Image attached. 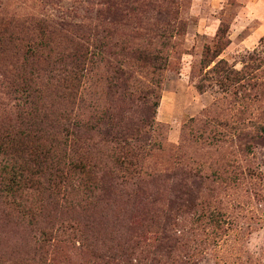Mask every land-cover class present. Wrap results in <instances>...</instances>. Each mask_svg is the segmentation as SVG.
Segmentation results:
<instances>
[{"label":"trees","instance_id":"trees-1","mask_svg":"<svg viewBox=\"0 0 264 264\" xmlns=\"http://www.w3.org/2000/svg\"><path fill=\"white\" fill-rule=\"evenodd\" d=\"M110 18L93 28L50 16L0 15V221L12 220L28 232L27 253L10 259L1 254L0 264H191L179 253L143 248L156 249L151 245L160 244L157 238H104L101 227L109 224L111 210L101 201L111 199L115 185L143 191L151 180L172 175L151 165L168 151L155 117L170 40L130 28L126 16ZM227 33L220 28L205 47L195 87L199 93L217 87L235 97L245 90L246 99H258L247 92L257 89L256 77L222 58L231 44ZM90 75L116 103H90L85 118ZM138 91L156 96L149 117L131 128L121 121L116 134L101 133L98 127L115 119L112 109L119 115L117 104L130 105ZM152 214L155 222L159 212Z\"/></svg>","mask_w":264,"mask_h":264},{"label":"rangeland","instance_id":"rangeland-1","mask_svg":"<svg viewBox=\"0 0 264 264\" xmlns=\"http://www.w3.org/2000/svg\"><path fill=\"white\" fill-rule=\"evenodd\" d=\"M1 14L50 16L93 28L110 16H126L130 28L166 36L170 62L162 73L155 119L168 151L151 165L172 175L151 180L143 191L115 185L111 199L101 201L111 210L109 224L101 227L104 238H157L160 244L151 245L156 249L143 248L173 251L190 257L191 264H264V0H0ZM220 28L231 42L222 58L256 77L257 89L247 92L258 99H246L245 90L237 97L217 87L197 91L198 63ZM140 78L147 83L145 75ZM103 87L96 76L86 79L85 118L90 103H116ZM155 100V94L143 92L126 107L119 102L123 110L118 115L114 107V121L98 130L116 134L117 125L131 128L145 121ZM153 210L159 212L155 222ZM27 239L28 232L14 221H0V255H24ZM75 256L71 259L78 263L81 257Z\"/></svg>","mask_w":264,"mask_h":264}]
</instances>
